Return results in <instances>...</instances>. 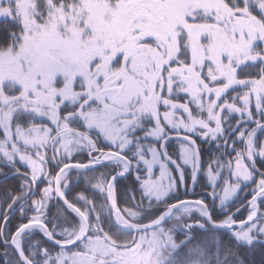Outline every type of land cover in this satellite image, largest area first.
<instances>
[{
	"label": "snow or ice",
	"instance_id": "6c2138e0",
	"mask_svg": "<svg viewBox=\"0 0 264 264\" xmlns=\"http://www.w3.org/2000/svg\"><path fill=\"white\" fill-rule=\"evenodd\" d=\"M0 176V264H264V0H0Z\"/></svg>",
	"mask_w": 264,
	"mask_h": 264
},
{
	"label": "trees",
	"instance_id": "16d2710c",
	"mask_svg": "<svg viewBox=\"0 0 264 264\" xmlns=\"http://www.w3.org/2000/svg\"><path fill=\"white\" fill-rule=\"evenodd\" d=\"M12 183H14V184H12ZM19 183H20V181L17 178H13V179L6 181L3 184H0V195L1 194L5 195V193H6L5 191L8 188H12V189L17 188ZM4 195L2 196V198L4 197ZM251 259H253L256 262V264H261L262 256L259 252H257L254 256L251 257Z\"/></svg>",
	"mask_w": 264,
	"mask_h": 264
},
{
	"label": "rangeland",
	"instance_id": "374dc122",
	"mask_svg": "<svg viewBox=\"0 0 264 264\" xmlns=\"http://www.w3.org/2000/svg\"><path fill=\"white\" fill-rule=\"evenodd\" d=\"M5 171H7V169H5ZM13 178H15V177H11V176H9L7 179L5 178V177H3V176H0V184H3V183H5L6 181H8V180H10V179H13ZM12 184H14V183H12ZM9 189V188H8ZM3 192V191H2ZM6 192V191H5ZM86 195L88 194V193H85ZM4 194H1L0 195V198H2V196H3Z\"/></svg>",
	"mask_w": 264,
	"mask_h": 264
}]
</instances>
